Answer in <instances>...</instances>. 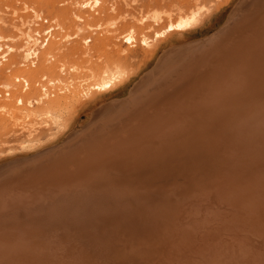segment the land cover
Instances as JSON below:
<instances>
[{"label": "bare ground", "instance_id": "bare-ground-1", "mask_svg": "<svg viewBox=\"0 0 264 264\" xmlns=\"http://www.w3.org/2000/svg\"><path fill=\"white\" fill-rule=\"evenodd\" d=\"M239 1L214 37L164 51L130 97L98 109L85 131L0 165V264H264V0ZM203 9L166 30L195 27ZM14 29L30 62L38 41ZM56 67H45L49 86L32 85L36 99L12 93L11 125L29 133L7 154L55 140L79 95L126 75L104 66L62 81Z\"/></svg>", "mask_w": 264, "mask_h": 264}, {"label": "rangeland", "instance_id": "rangeland-1", "mask_svg": "<svg viewBox=\"0 0 264 264\" xmlns=\"http://www.w3.org/2000/svg\"><path fill=\"white\" fill-rule=\"evenodd\" d=\"M239 2V0H230V2L226 0H0V47H2L0 52L2 54L6 52L4 55L0 53V61H2L0 62V165L24 161L25 158H31L29 154H32V157L36 156L38 152L42 153L61 145L73 134L77 135L85 131L86 127L88 128L100 119L97 116L99 110L111 103L124 102L130 97L128 95H131L135 87L141 84L142 77L149 76L155 69L161 57L166 54L163 53L164 51L184 53L195 44L214 37L229 20ZM197 7L204 9L200 12L199 21L195 27L183 32L166 30L170 24L175 23L178 15H189ZM179 11L181 13L178 14ZM24 18L25 22L27 20L28 22L26 26L21 27ZM142 18L144 20L139 22L138 19ZM13 21L15 24L12 23ZM30 25L31 28H29ZM14 27H20L23 33H30L38 41L36 47L39 50L35 48L37 55L34 59H30V62L22 58L24 56L22 45L19 40L13 38L14 33L18 34ZM130 32L134 41L127 44L124 38ZM144 36L149 39L150 47L142 43ZM183 42L185 43L182 45ZM57 47L61 50L56 51ZM53 65L61 67L60 69L56 67V69L57 78L62 81L70 76L88 78L104 66L120 67L119 69L126 75L106 91L90 89L79 95L72 124L55 140L42 145L37 150L23 152L15 150L7 154L5 152L7 149L16 148L17 144L29 133V131H24L16 134V129L11 125L10 116L19 108L16 99L13 98L15 94L12 93L15 90L14 93L18 95L21 90L19 94L31 93L27 98L36 99L32 93L37 90H34L32 85L36 84L34 88L40 89L42 84H46L50 76L45 77V71ZM72 66L77 67L78 72L72 71ZM31 71L36 73L35 80L26 76ZM18 77L20 80L17 79ZM32 80L34 82L32 84L29 82V87L28 81ZM6 84H11L9 86L11 89L7 88L9 91L3 86ZM134 84L135 87H133ZM36 129L37 132L34 134L44 135L46 133L44 127H36ZM1 167L0 169L5 166Z\"/></svg>", "mask_w": 264, "mask_h": 264}]
</instances>
